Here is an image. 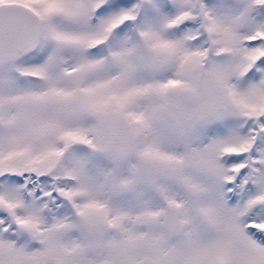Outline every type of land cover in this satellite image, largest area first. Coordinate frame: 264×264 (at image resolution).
Returning <instances> with one entry per match:
<instances>
[{"label":"snow or ice","instance_id":"6c2138e0","mask_svg":"<svg viewBox=\"0 0 264 264\" xmlns=\"http://www.w3.org/2000/svg\"><path fill=\"white\" fill-rule=\"evenodd\" d=\"M0 264H264V0H0Z\"/></svg>","mask_w":264,"mask_h":264}]
</instances>
